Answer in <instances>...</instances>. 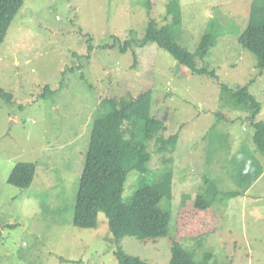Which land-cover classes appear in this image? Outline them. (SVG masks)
Instances as JSON below:
<instances>
[{
	"label": "rangeland",
	"instance_id": "obj_1",
	"mask_svg": "<svg viewBox=\"0 0 264 264\" xmlns=\"http://www.w3.org/2000/svg\"><path fill=\"white\" fill-rule=\"evenodd\" d=\"M250 1L24 0L0 46V90L9 95L0 97V264H117L107 217L99 214L96 229L73 226L75 196L90 143L126 139L152 115L166 125L163 136L177 134L178 142L163 154L147 143V166L157 174L171 158L173 184L162 194L140 192L137 174L125 177L111 220L123 251L170 264L177 243L196 263L209 253V264H264V171L243 197L204 211L182 203L184 194L202 191L203 176L221 191L238 189L231 160L243 144L254 150L249 109L234 108L220 84L247 86L261 106L256 121L264 122V70L238 43ZM150 20L190 52L212 33L215 45L196 62L218 80L178 66L154 43L140 47ZM127 41L135 44L124 52ZM106 98L127 103L102 121ZM19 162L36 167L28 189L7 183ZM164 198L171 202L167 235L138 240L139 206Z\"/></svg>",
	"mask_w": 264,
	"mask_h": 264
},
{
	"label": "trees",
	"instance_id": "obj_2",
	"mask_svg": "<svg viewBox=\"0 0 264 264\" xmlns=\"http://www.w3.org/2000/svg\"><path fill=\"white\" fill-rule=\"evenodd\" d=\"M24 0H0V46L4 42L8 29L23 5ZM148 6L150 18L151 8ZM174 12L170 13L173 19ZM177 20H180L176 16ZM168 26H173L168 25ZM178 35L165 32H157L155 23L150 20L146 33L138 44L140 47L154 43L161 50L168 53L178 66L187 68L192 74L198 76L207 75L218 80L215 72L209 70L207 65L199 67L198 61H204L209 50L215 45V36L209 31L205 32L199 41L195 51L190 52L177 42ZM241 48L251 53L256 59V68L264 70V0H251L248 23L238 37ZM134 41H127L121 49L125 52L127 47H132ZM92 46L87 48L84 59L90 58ZM64 74V72L62 73ZM63 85V83H62ZM220 89L230 100L234 108L243 106L248 108L250 116L248 122L254 129V150L248 145L242 146L239 156L231 160L230 175L238 189L221 191L214 180L203 176L202 191L192 199L190 194H184L182 203H191L198 211H204L226 200L243 197L245 191L260 178L264 168L256 158V153L264 160V122L256 121L261 111L260 103L252 96L247 86L230 89L220 84ZM47 87V86H46ZM48 89V87H47ZM0 97L9 99V95L0 90ZM127 102L106 98L99 104V119L118 113ZM167 130L162 120L155 115L143 118L141 123L133 127L129 137L112 143L94 141L90 143L84 158V166L80 176L78 191L75 196L73 226L80 229H96L98 216L103 214L108 218L109 231L114 236L115 249L113 251L117 264H149L139 258L127 255L120 244L123 237L113 230L111 220L121 195L122 184L125 177L135 172L137 174V186L141 191L152 193H165L173 184L172 159H165L164 166L154 174L148 163L151 159L147 152L146 144L154 142L159 153H172L175 151L178 135L163 136ZM36 167L32 163L19 162L15 164L7 179V183L18 189H28L34 181ZM154 176L156 178H154ZM193 200V201H192ZM163 201H166L163 206ZM192 201V202H190ZM156 203L141 204L135 216L136 237L138 240H156L167 235L171 221V202L164 198ZM160 204V205H159ZM161 205L163 207H161ZM211 255L205 254L202 262H195L191 253L183 249L179 244L171 246L170 264H209ZM65 263L75 264L74 261Z\"/></svg>",
	"mask_w": 264,
	"mask_h": 264
}]
</instances>
